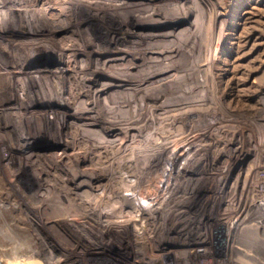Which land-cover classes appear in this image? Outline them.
Instances as JSON below:
<instances>
[{"label":"rangeland","instance_id":"obj_1","mask_svg":"<svg viewBox=\"0 0 264 264\" xmlns=\"http://www.w3.org/2000/svg\"><path fill=\"white\" fill-rule=\"evenodd\" d=\"M66 1L73 2L75 8V15H68L67 20L74 17L80 21H71L70 30L60 31L55 39H51L54 41H50L52 47L42 53L41 60L32 63V70L54 66L57 61L53 51L60 50L71 42L70 45L77 49L63 65L67 67L63 73L72 80V83L68 81V85L65 84L66 89L74 92H67L66 98L67 101H74L73 103L77 101L78 108L88 105L87 103L95 105L92 114L96 117L91 118L90 122L86 121H92L93 124L87 126L94 128L88 130L79 122H70L73 119L67 114L70 104L61 101L58 94L51 92V97H47L39 106L51 113L50 117L47 114L45 117L40 115L41 117L31 122L30 132H33L32 141H35L33 149L29 151L34 153L31 160L29 154H26L25 146L17 143L11 148L8 146L10 141L4 139L6 136L3 137L4 140L0 138V264H169L168 259L170 262L174 261L172 264H177L176 255H169L175 251L172 248L162 254L160 249L148 243L150 237L148 241L144 238L141 242L138 223L140 217L135 216L134 211L132 215H127L132 217L129 220L134 232L131 233L125 222L122 223L123 227L110 223L107 225V219L118 217L103 212L102 206L117 203L119 208L123 202L132 201L130 192L135 189L126 181V173L132 175L136 180L135 184L139 185L136 189L139 195H145L147 191L148 196H151L158 192L160 185H167L157 180L169 172L167 157L163 154L156 162V154L160 150H166V145H171L172 139L177 137L178 143H185L187 136L181 130H187L190 119H199L204 105L223 112L227 118H234H229L228 127L244 131L241 137L244 139L245 149L255 148L254 152H245L244 156L246 179L242 189L243 200L250 201L252 193H255L253 201L256 205L251 209L263 211L257 206V199L264 195V20L241 24L237 28L238 31L241 30V34H237L240 35L237 40L229 29L222 34L225 23L221 22V14H225V11L221 10L220 14L219 9L228 5L230 0H44L38 6L47 7V4H51L60 7L67 4ZM226 14L232 16L231 11ZM23 16V13H15V21L22 28L12 34H37L40 38L43 34H56L42 17L33 23L36 31L23 28L20 21ZM233 40L238 43H232ZM122 47H126L129 53L120 52L124 51ZM151 47L166 50L156 56L155 60L152 59V62L131 69V74L138 81L141 80L142 85L137 83L138 85L122 88L114 86L105 92L99 91L101 85L115 80L114 76L101 72L98 80L94 77L87 81L83 79L85 76H92L89 68L94 56L101 55V59L105 61L100 64L101 71L120 61L119 68L115 67L116 70L110 72H116V75L120 71H126L130 64L127 62L133 61L137 54V57L142 58L141 61L149 60L144 58L146 52L140 55L139 51H147ZM78 48L91 49L92 54L85 50L79 53ZM122 57L127 60H120ZM82 63L87 65V74L75 72L74 67ZM42 77L44 79L40 77L39 83L48 89L45 76ZM83 81L85 82L82 83ZM203 98L206 100L203 101ZM0 99L2 102L7 101L10 93L0 91ZM18 108L22 107L18 105ZM14 109L17 110L8 108L9 116H1L0 123L16 124L12 113ZM56 111H61V114ZM62 114L63 117L66 116L68 124L62 125L64 131L59 132L60 129L56 126L60 125ZM173 118L178 122L174 123ZM115 119L120 124L114 130L115 125L111 121L116 122ZM235 121L239 122L233 124ZM103 123L107 128L102 129L104 132L100 129ZM215 127L214 124L211 129L214 130ZM24 133L21 131L15 135V139L18 138V141ZM220 137L227 139L233 135L224 133L222 136H207L214 142L209 150L210 157L220 153L219 147L223 143L218 141ZM199 138H203V135ZM66 139L72 141L67 142ZM76 172L84 181H90L94 174V183L101 184L99 194L93 198L95 208H91L88 201L81 199L70 188H74L76 184ZM42 173L45 174L41 175ZM145 175H150V178L143 182ZM210 183L207 180L198 182V192L212 190ZM50 184L54 187V194L49 199L40 194V188ZM84 187L87 188L86 185ZM167 211L169 210L165 208L166 214ZM169 214L170 211L166 216ZM148 216L150 223L156 222L154 215L148 213ZM139 221L141 222L140 219ZM167 222L172 225L173 221ZM164 227L172 228L167 225ZM218 231L222 232L221 229ZM222 238L220 235L217 243L212 239L210 251L204 253L205 257L212 255L211 258H215L214 256L223 254L224 250L227 251L229 246ZM198 253L200 252L194 254ZM227 254L230 255L229 250ZM199 256L201 255L195 257ZM224 264L240 263L232 259Z\"/></svg>","mask_w":264,"mask_h":264},{"label":"bare ground","instance_id":"obj_2","mask_svg":"<svg viewBox=\"0 0 264 264\" xmlns=\"http://www.w3.org/2000/svg\"><path fill=\"white\" fill-rule=\"evenodd\" d=\"M43 1L44 0H0V59H2V62H0V67H1L0 68V91L1 92L3 91V92H9L10 93V99H8L7 101H4V102H2V100L0 99V103H1L0 105H6V107L8 105L9 106L8 107L9 109H11V108H17V110L14 109L12 111V113H14V119L16 120L17 123L16 124H12V125L11 124H8V122H2L4 124L0 123V138L3 139V137L6 136L4 139L10 141L8 146L11 147V148L12 147L14 148L15 147V144L17 145V143H19V145H21L23 147L25 146V148L27 150V153L26 154L27 155L29 154L28 155L29 158H30L29 160H31V158L34 157V153L33 152L30 153L29 151H31L33 149V145L35 144V141H32V138H33V135L32 134H33V132L32 133L30 132L31 122H34V120L37 119L40 115L42 117H45V115L47 114L50 117V114L51 113H49L48 111H46L47 112L46 113L45 110H43L44 108L41 109L39 106H41L40 103H42L44 100H46L47 97H51V96H49L51 94V92H53L54 94H58L60 96V99H62L61 101H63V102L65 101L66 103H69L70 104V106H68L69 107L68 113L66 112L67 110L64 111V112H66L67 114H69V115H71L73 117V119L70 122L73 121L76 124L79 122V123H81V126L86 127L88 130L89 129L93 130L94 127H88L87 126V125H92L93 122L91 121V123H88L86 121H89V120H91V118L96 117L95 115L92 114L93 108H95V105L94 104L92 105V103H87L86 102L88 105L85 104V105H82L81 108H78L77 101H76V103H73L74 101H70V100L67 101V98H66L67 92H74V91H72V89H71V91H69V89H66V85H68L66 83L68 81H71V83H72V80L70 78H68L69 76L67 77L65 75L66 73L65 74L63 73V70L64 69L67 70V67L65 68L63 65L66 62H68V60L70 59V57L73 56L72 55V52H74V51L76 52V49H77L75 47H72L73 45H70L71 42H69L70 44H67L66 46H62L61 45L62 47L60 48V50H54L53 51L54 56L56 55V61H57L54 66L49 65V66H47L49 68H46V69H43V70H38V71L32 70L33 69V64L32 63H34L37 60H41V57L43 56L42 53L46 49H49L50 47H52V45H50V43L51 42H54V41H51V39H55L57 37V35H58L57 33L60 32V31L70 30L72 28V25H71L72 22L71 21H74V22L75 21L76 22L77 21H80L79 19L74 18V17H72V20L71 19L70 20H67V18H68L67 16L68 15H70V14L73 15L74 14V11H75L74 9L75 8H74V3L73 2H69L68 1V3H67V1H66L67 4H65V5L63 4L64 6H60V7H59V5L58 6H55V5H51V4H49V5L47 4V7H45L44 5L39 7L38 5L41 2H43ZM158 11H159V9H158ZM17 12H20V13H23L24 14L23 18L20 20L23 23V28L27 27V28L32 29L33 31L34 30L36 31V28H34L35 25L33 23L35 21H37V19H39V18L42 17V18H44V20L46 21V23H48V25L50 26V29L52 30V32L53 33H56V34H49V35H44L43 34V36H41V38L38 37L37 34H12L13 32H16L20 28H22V26L19 27V24L20 23H17L15 21V13H17ZM133 12H134V10H133ZM161 19H158V21L159 20L161 21ZM149 21H152V20H149ZM154 21H156V20H154ZM15 25H16V27H15ZM235 25H236V22H231V23H229L228 26L231 28L232 26H235ZM78 26L79 25H77V27ZM80 27H81V25H80ZM78 29L79 28H77V30ZM80 29H82V28H80ZM49 32H51V31H49ZM230 33L235 34L233 38H236L237 40L240 38V35H237V32L236 31H232ZM237 40H233L232 43H238ZM122 49L124 51H120V52H127V53H129V51H128V49L126 47H122ZM80 50L78 48L79 53L84 52V50H85L86 52L92 54V50L91 49L86 48V49L83 50L81 48ZM165 50L162 47H159V48L151 47V48H148L147 51H139V54L140 55L141 54H144L146 52L147 54L145 55L144 58H148L149 60L146 61L144 59L145 61H141L140 59H142V58L141 57H137L138 56V54H137V56L134 57L135 59L133 61H128L127 62V63H130L128 65V69L126 68L127 69L126 71H120V72L117 71L119 73H117L116 75H115L116 72L113 73V74L110 73V72L111 71L114 72L116 70L115 67H117V69L119 68V66L121 65L120 64V61L117 63L118 65L117 64H114V66H110L111 68H109V67L106 66L107 68L105 67L104 68L105 70L103 69L104 71L103 70L101 71V68H99L100 67V64L101 63L103 64L105 61L103 59H101V57H100L101 55L98 53L100 56L99 57L98 56L97 57L94 56L93 57V60L90 63L89 70H90L92 76L90 75L91 76L90 77L88 75V77L85 76L83 79L85 81H87V79L90 80V79H92L94 77V78H97L96 80H98V79H100L99 76H100L101 72L103 74H109L110 76H114V78L113 77L112 78L115 79V80H113V81L112 80L111 81H106L104 83L102 82L103 83L102 85L100 83L101 88H100L99 91H105V92H108L109 89H111L114 86H119L120 88H122V87H126L127 85L128 86L129 85H135V84L136 85H138V84L142 85L141 84L142 82H140L141 80L138 81V78H136V77L134 78V74L133 75L131 74V69L133 67L140 68L141 66H143V64L149 63L156 56H158V55L162 54L163 52H165ZM125 54H121V55L125 56ZM161 57H163V56H161ZM122 58L123 59H120V60H123V61L124 60L125 61L127 60L124 57H122ZM223 60H224V58H223ZM132 63H134V64H132ZM122 64H124V63L122 62ZM112 65H113V63H112ZM159 65H161V64H159ZM86 66H87L86 64L82 63V64L76 66L77 68L74 67L75 68V72L76 73H78V72L86 73V71H87L86 70V68H87ZM154 66H156V65H154ZM88 67H89V65H88ZM74 68L69 67L70 70H74ZM167 71H169V70H167ZM42 76H45V82L47 84L48 89L42 87L41 84L39 83V82H41V79L42 78L44 79V77H42ZM40 77H41V79H40ZM145 80H147V79H145ZM85 81H83L82 83H84ZM162 81H164V80H162ZM169 81H170V79H169ZM158 82L160 84L162 83L160 81H158ZM172 84H175V83H172ZM90 86H92V85H90ZM1 88L3 90H1ZM90 91H91V89H90ZM95 91H97V90H95ZM32 97L33 98L34 97H37V99H34L33 100V99H31ZM107 100H108V98H107ZM80 101H82V100H80ZM18 105L20 107H22V108H18ZM8 108H5V107L3 108V106L0 107V117L6 115L7 113H9ZM56 112L60 113L61 111L60 112L59 111H56ZM54 114L57 115V113H54ZM9 118H11V117H9ZM60 118H61L60 125L56 126V127H58L57 129H60L59 132H61L63 130V126L62 125H65V124L67 125L68 124V120H66V116L63 117V114H62V117H60ZM113 121H111V123H112V125H115V127H114V130H115L117 128V126H119L120 123L117 122V120H116V122H113ZM12 122H13V120H12ZM131 127H133V125ZM40 128H41V126H40ZM103 128L107 130V128L105 127V124L100 129L102 130ZM83 130H85V129H83ZM21 131H24L25 133L22 134L21 135L22 137L20 136V139L17 141L16 139H18V138L15 139V135L17 136V134L20 133ZM102 131L104 132V130H102ZM102 131H101V133H102ZM82 133H83V131H82ZM61 134L64 135L63 133H61ZM91 134H94V133H91ZM96 137L98 138V136H96ZM65 141L71 142L72 140L70 141V140L66 139ZM67 142H66V144H67ZM102 143H104V142H102ZM5 144H8V143H5ZM245 146L243 147V150L245 149ZM250 151H252V149ZM68 156H70V155H68ZM86 159H87V156H86ZM124 172H126V171H124ZM76 173H75V175L73 174L74 175V178H75L74 180H75V183L76 184L74 185V188L73 187H70V188L71 189H74L75 192L78 193L81 196V199H83L84 201H88L90 203V207L91 208H95V205L94 204H96V202L94 201L93 198L94 197L96 198V195L99 194L98 191L101 188V184L94 183V181H95V180L93 181L94 174L92 175V177H91L92 179H90V181H87V180L84 181V180H82V178L80 179V177L78 176V173H77V175H76ZM80 173H83V172H80ZM44 174L45 173H42L41 175H44ZM89 174H91V173H89ZM96 176H98V175H96ZM131 176L126 173L125 179H126L127 182H129L130 185L133 186V189H135L134 192H130L131 193V196L133 198L132 201H128L126 203L123 202L120 205L119 208H117L119 206L117 203H115V204L113 203L110 206L109 205H103L102 206V209H103V212H106V213H109V214H114V216L118 217V219H116V218L115 219H107V221H106L107 222V225H108V223H110L113 226H115V225H121L122 226L123 225L122 223L125 222L126 225H127V230H129L131 233H133L134 232L133 231V225H131V220H129L132 217H130V218L127 217V215H129V216H130V214L132 215V213H131L132 208L137 207L139 203H140V206H141V207H139V209L140 208H144V207L147 208V205H146L147 202H148V206H152L155 203L154 202L153 203H150V199L149 198L144 197L143 195H139L138 191L136 190L139 185L137 186L135 184V181L136 180L134 179V177L132 178ZM86 178H88V177H86ZM12 179H13V177H12ZM84 179H85V177H84ZM125 179H124V181H125ZM156 182H158V181H156ZM85 185L87 186V188L84 187ZM40 191H41L40 194H44L47 198L50 199V198L53 197L54 187H53V185L50 184L48 186H45L43 188H40ZM151 191H152V189H151ZM140 193H141V191H140ZM89 199L92 200V201H90ZM257 200H258L257 206L260 209L261 208L264 209V195L261 197V199H257ZM145 201H147V202L145 203ZM161 204H163V203H160L159 205L161 206ZM155 208L157 209V207H155ZM152 210H153V212L155 211V209H152ZM258 210L259 209H254V210L248 209V211H246V213L243 216V221H242L243 224H242L241 228H239L238 231L236 230L238 232L237 233L238 235L233 239L232 246H234V248H236L238 250L239 255L242 256V257L240 256V258H242L243 264H261V263L264 264V210L263 211H258ZM118 212H120V213H118ZM135 215H137V213H135ZM146 221H141L140 222L139 219H138V223L140 224L139 225L140 228H139V226H138V228L140 229L139 231L141 232V236H142L141 237V239H142L141 242L143 241V239L146 236H149L150 239H151V237H152L151 235L152 234H156L157 232L163 230V229H160V228H159V230H157V228H152L150 226V223L149 222L147 223ZM104 224L106 225V223H104ZM135 227H134V230H135ZM234 229H237V228H235V226L234 227L232 226V230H231L232 231V234H233ZM182 231L183 232L185 231V233H186V231H189V230H177V229H173L171 232L172 233H174V232L175 233H179V232H182ZM198 232L199 231H196V233H198ZM205 232L212 233L213 230L207 229V230H205ZM205 232H203V233H205ZM135 235L136 234H134V236ZM167 235H170V233L167 234ZM150 242H152V240ZM182 253H184V252H182Z\"/></svg>","mask_w":264,"mask_h":264},{"label":"built area","instance_id":"obj_3","mask_svg":"<svg viewBox=\"0 0 264 264\" xmlns=\"http://www.w3.org/2000/svg\"><path fill=\"white\" fill-rule=\"evenodd\" d=\"M221 10H224L225 14H221ZM234 10L236 11L235 14ZM227 11H231L232 16H227ZM219 13L221 14V22L225 23L222 34L227 32L231 22H236V25L229 30L241 34V30H237L241 24L264 20V0H230L228 5L219 9ZM205 100L206 98H203V101ZM262 106L264 109V105ZM229 118L234 119L232 117L227 118L223 112L212 110L210 106L204 105L199 119H190L187 130L178 129L187 136L185 143H178L179 137H177L172 139L171 145H166L167 149L164 150L166 153L160 150L156 154V162L163 154L164 157H167L166 164L169 172L161 175L160 180L157 178L159 183H167V185L159 186L160 188L157 193H154L155 195L148 196L146 191L143 196L149 198L150 203L154 202L155 206L154 204L148 206V202L145 201L147 208L139 209L141 207L139 203L137 207H134V215L137 213L135 216L140 217L141 221L147 220V223L149 222L148 218H150L148 213L155 216L156 222H149L150 226L157 228V230L159 228L163 230L156 234H150L156 237L155 240L151 237L150 241L152 240V242L147 240L149 236H146L145 240L160 249L162 254L168 251L162 248V244L166 240L196 245L191 249L192 254L196 253L198 249H202L198 252H209L212 241L219 242L220 235L223 236L222 239L229 246L227 252L228 250L230 252L233 239L238 235L237 231L243 224L244 214L248 209L252 210L253 205H256V202L253 201L255 193H252L250 201H245L242 191L246 179L245 152H249L251 149L253 151L255 148L247 147L246 150H243L245 143L241 134H244V131L233 126L229 128ZM173 119L175 120V118ZM235 120L237 119L235 118ZM177 122L174 121V123ZM235 122L233 124H237L239 121ZM214 124L216 127L212 130ZM173 130L177 131L176 129ZM224 133H230L233 137L218 138V141L223 142L222 144L219 143L221 145L219 147L220 153L210 157L209 150L214 142L209 140L207 136L213 134L222 136ZM202 135L203 138L200 139L199 136ZM149 178L150 175H145L143 182L148 181ZM202 180L210 181L213 189L198 192L197 183ZM160 203L163 204L160 206ZM165 208L170 211L168 217L166 215L169 211L166 214ZM152 209L155 211L153 212ZM168 220L173 221L172 225H170L171 222L167 224ZM164 225L172 228H165ZM232 226L237 228L234 229L233 234ZM173 229L189 231L172 233ZM207 229H211L213 232H205ZM217 229H221L222 232ZM196 231L199 232L196 233ZM169 233L170 235H167ZM211 259L213 258L207 260Z\"/></svg>","mask_w":264,"mask_h":264},{"label":"flooded vegetation","instance_id":"obj_4","mask_svg":"<svg viewBox=\"0 0 264 264\" xmlns=\"http://www.w3.org/2000/svg\"><path fill=\"white\" fill-rule=\"evenodd\" d=\"M166 245H168V247L171 245V247L167 248ZM194 247H196V245L185 243L182 241L174 242L172 240H166L162 244L163 249L171 250L170 248H172L173 250H175L173 253H170L169 255H176L177 258L175 260V263L178 262L177 264H179V263H182V264H196V263H200V264H204V263L205 264H224L227 261L232 260V259L237 261L240 264L241 263L243 264L242 258H240L241 255H239L238 250L236 248H234V246L231 247L232 250L230 249V253H231L230 255L227 254L226 250H224L226 253L224 252L223 254L216 255V256L213 255L216 258V260H215V258H213L211 260H204V259L211 258V256H208V255L205 257L204 252L198 253L197 255H201V256H199V258H196L197 255L194 253L192 254L190 251ZM200 250H202V249H200ZM198 251H199V249H198ZM182 252H184V253H182ZM168 261H169L168 262L169 264H172V262H174L172 260H171L172 262H170V259H168Z\"/></svg>","mask_w":264,"mask_h":264}]
</instances>
